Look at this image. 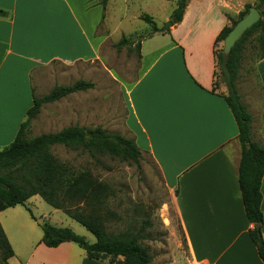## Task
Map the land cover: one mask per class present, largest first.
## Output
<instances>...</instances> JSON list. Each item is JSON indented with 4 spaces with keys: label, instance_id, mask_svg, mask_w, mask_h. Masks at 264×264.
Masks as SVG:
<instances>
[{
    "label": "crops",
    "instance_id": "crops-1",
    "mask_svg": "<svg viewBox=\"0 0 264 264\" xmlns=\"http://www.w3.org/2000/svg\"><path fill=\"white\" fill-rule=\"evenodd\" d=\"M255 2L187 0L182 20L168 32L156 28L127 38L121 31L120 40L138 45L136 73L126 82L115 80L102 62L106 45L120 41L112 40L108 24L111 0L104 11L100 0H0V10L6 13L0 16V148L12 143L26 120L36 93L34 75L52 63L73 68L98 62L119 86L130 139L154 163L170 195L186 247L178 264H264L249 237L255 226L246 219L238 186V130L223 91L213 90L215 40L228 18ZM255 70L262 108L249 113L251 139L264 146V59L256 62ZM60 77L55 86L69 87ZM260 194L264 241V175ZM18 207L22 205L1 211L0 217L12 216L14 224L21 213ZM5 236L14 254L9 264H112L89 260L73 243L46 248L40 243L42 235L34 242L21 235L15 238L21 241L16 249Z\"/></svg>",
    "mask_w": 264,
    "mask_h": 264
},
{
    "label": "rangeland",
    "instance_id": "rangeland-1",
    "mask_svg": "<svg viewBox=\"0 0 264 264\" xmlns=\"http://www.w3.org/2000/svg\"><path fill=\"white\" fill-rule=\"evenodd\" d=\"M176 3L177 0H111L112 21L108 24L112 28V40L119 41L121 31L127 38L134 35L144 36L152 32L153 26L136 18L137 15L150 16L157 29H164L169 23ZM121 17L123 19L119 21ZM100 31L104 30L100 27ZM106 46L108 48L102 50V62L112 70L114 79L126 82L133 80L138 66L135 48L130 44L118 51L113 45ZM222 47V42L217 43L216 53ZM259 54L258 35L255 34L243 44L236 80L240 101L248 113H258L262 108L259 80L255 70ZM91 71H94V75L90 76ZM58 76L63 78L61 83L69 86L78 80L92 82L93 91L89 92L90 89H87L84 93H73L58 101L42 105L38 116L30 122L25 140L41 134L56 133L69 126L85 129L99 127L108 133L130 139L124 126L125 109L119 86L106 75L98 62L92 65L78 64L73 68L52 63L38 76L34 75L36 91L34 96L41 98L49 94L52 86L56 87L54 82L58 81ZM44 80L49 83L48 87H45ZM213 90H222L221 94H226L218 67ZM3 148L5 147L0 149ZM51 152L59 161L74 170L88 171L113 191L114 196L108 198L106 206L115 216L104 217L108 234H139L140 244L151 256L149 264H178L184 260L186 247L182 231L170 195L150 158L142 156L139 164L135 165L109 156L93 159L79 150L73 151L61 146L53 147ZM18 209L21 213L18 212L19 215L15 216L14 224L12 216L0 217L4 228L1 224L0 227L16 249L20 248L21 243L15 241L18 236L27 235L28 239L34 242L42 235L39 227L42 221L55 227L69 228L75 234L86 238L89 243L95 241L83 227L62 211L48 206L38 196L30 198L25 206ZM29 211L37 221L30 218ZM18 223H22L24 227L19 228L16 225ZM74 247L83 251L76 244ZM116 261H122V258H117Z\"/></svg>",
    "mask_w": 264,
    "mask_h": 264
},
{
    "label": "trees",
    "instance_id": "trees-1",
    "mask_svg": "<svg viewBox=\"0 0 264 264\" xmlns=\"http://www.w3.org/2000/svg\"><path fill=\"white\" fill-rule=\"evenodd\" d=\"M108 0H100L102 10ZM187 0H177L170 17L171 26L182 20ZM254 7L260 20L248 29L224 56L222 49L214 51L216 68L220 70L221 82L226 94L223 99L232 114L238 130L240 161L237 169L238 186L246 219L255 227L249 237L256 248L259 259L264 263V241L261 238L263 216L260 210V184L264 175V146L251 139V115L241 103L236 89L240 54L244 42L258 35V60L264 59V0H256L254 6L246 5L236 18H228L226 25L215 40L222 42L236 23ZM0 16H6L0 10ZM103 18V15H102ZM140 19L156 30L148 15ZM169 29L166 30L168 32ZM122 38L114 45L116 50L130 45ZM223 48V47H222ZM135 50L138 54V45ZM257 60V61H258ZM216 74V73H215ZM92 84L77 81L69 87L56 86L41 97H32V106L26 112V120L20 125L9 146L0 149V212L24 202L32 196H39L48 206L62 211L67 217L84 227L95 239L88 243L84 237L69 228L55 227L46 221L39 223L42 232L40 243L46 248H57L63 243H73L81 248L89 260H107L112 264H149L151 256L140 244L139 234L110 235L106 231L104 217L115 216L108 211L106 202L113 191L105 183L99 182L88 171H76L59 161L51 152L56 146L86 153L93 159L101 156L117 158L123 162L139 164L142 157L132 139L108 133L99 127L85 129L69 126L56 133L41 134L25 140L31 120L35 119L44 104L60 100L77 91L92 88ZM30 218L37 221L29 211ZM257 226V227H256ZM11 246L0 227V264H9L13 257ZM122 258V261H116Z\"/></svg>",
    "mask_w": 264,
    "mask_h": 264
},
{
    "label": "water",
    "instance_id": "water-1",
    "mask_svg": "<svg viewBox=\"0 0 264 264\" xmlns=\"http://www.w3.org/2000/svg\"><path fill=\"white\" fill-rule=\"evenodd\" d=\"M260 18L261 16L259 12L254 7H251L248 13L236 23V25L231 29V31L225 37L223 41L222 54L224 56H227L231 48L241 38V36L248 29H250L255 23H257L260 20ZM170 26L171 23L169 22L164 29L160 30V32H165Z\"/></svg>",
    "mask_w": 264,
    "mask_h": 264
},
{
    "label": "built area",
    "instance_id": "built-area-1",
    "mask_svg": "<svg viewBox=\"0 0 264 264\" xmlns=\"http://www.w3.org/2000/svg\"><path fill=\"white\" fill-rule=\"evenodd\" d=\"M193 264H206L205 262H194Z\"/></svg>",
    "mask_w": 264,
    "mask_h": 264
}]
</instances>
